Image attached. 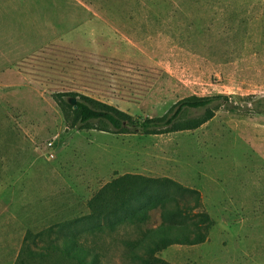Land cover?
<instances>
[{"label": "rangeland", "instance_id": "rangeland-1", "mask_svg": "<svg viewBox=\"0 0 264 264\" xmlns=\"http://www.w3.org/2000/svg\"><path fill=\"white\" fill-rule=\"evenodd\" d=\"M216 95L229 100L202 126L151 135L81 128L62 103L85 96L144 119ZM263 98L264 0H0V191L26 208L14 242L88 215L133 175L190 205L182 191L198 192L209 216L204 243L158 258L264 264V112L247 109ZM161 222L157 209L100 236L101 264H132L122 240Z\"/></svg>", "mask_w": 264, "mask_h": 264}, {"label": "trees", "instance_id": "trees-1", "mask_svg": "<svg viewBox=\"0 0 264 264\" xmlns=\"http://www.w3.org/2000/svg\"><path fill=\"white\" fill-rule=\"evenodd\" d=\"M69 100L62 103L72 111L74 122L81 128H90L92 123H97L104 126L100 130L111 133L151 135L196 129L211 120L223 106L222 101L229 98L224 95L190 96L177 102L164 116L144 119H135L89 97L76 99V108ZM247 109L264 112V98ZM158 183L155 179L133 175L110 183L107 188L112 191H100L89 202L88 215L34 235L28 232L15 264H101L97 251L100 236L113 234L118 229L140 228L157 209L161 211L159 226L140 231L134 239L122 240L124 252L132 264H168L157 254L173 245L204 243L210 220L207 214L195 211L200 205L198 192L182 191L195 196L194 205H190L187 200L180 201L166 191H157ZM31 241L34 246H38L39 241L43 245L34 249L29 244Z\"/></svg>", "mask_w": 264, "mask_h": 264}, {"label": "crops", "instance_id": "crops-1", "mask_svg": "<svg viewBox=\"0 0 264 264\" xmlns=\"http://www.w3.org/2000/svg\"><path fill=\"white\" fill-rule=\"evenodd\" d=\"M17 192L18 191H0V264L15 263L20 251L17 243H20V241L22 243L24 239V233H20V238L18 235L19 240L16 239V241H18L14 242L15 234L12 235L17 229L23 227L25 222L20 218V213H26V208L24 205L19 208L20 205H18V202L20 201L16 199ZM8 196H10V198L7 200L6 197ZM9 239L11 244H14L12 250L7 246ZM2 255L4 258L8 257V260L4 261Z\"/></svg>", "mask_w": 264, "mask_h": 264}, {"label": "water", "instance_id": "water-1", "mask_svg": "<svg viewBox=\"0 0 264 264\" xmlns=\"http://www.w3.org/2000/svg\"><path fill=\"white\" fill-rule=\"evenodd\" d=\"M69 103H70L71 105H73L74 108H76V99H75V98H71V99L69 100Z\"/></svg>", "mask_w": 264, "mask_h": 264}]
</instances>
